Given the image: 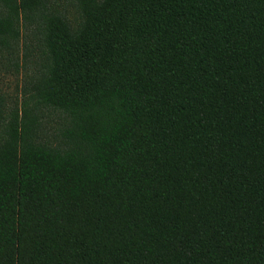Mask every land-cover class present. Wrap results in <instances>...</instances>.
Here are the masks:
<instances>
[{
  "label": "trees",
  "instance_id": "trees-1",
  "mask_svg": "<svg viewBox=\"0 0 264 264\" xmlns=\"http://www.w3.org/2000/svg\"><path fill=\"white\" fill-rule=\"evenodd\" d=\"M72 1L0 0V264H264V0Z\"/></svg>",
  "mask_w": 264,
  "mask_h": 264
},
{
  "label": "rangeland",
  "instance_id": "rangeland-1",
  "mask_svg": "<svg viewBox=\"0 0 264 264\" xmlns=\"http://www.w3.org/2000/svg\"><path fill=\"white\" fill-rule=\"evenodd\" d=\"M68 18L72 22L79 20L78 12L72 0H61ZM33 61V60H31ZM33 64L20 67L17 71L13 67H0V92L3 94L5 103L0 118V133L2 124L8 120L12 112H20L23 108L34 111L43 130L44 138L53 142L59 137V130L64 123V116L52 109L43 106L36 110L32 80L36 72Z\"/></svg>",
  "mask_w": 264,
  "mask_h": 264
}]
</instances>
